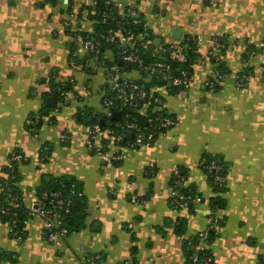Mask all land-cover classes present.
Instances as JSON below:
<instances>
[{"label":"crops","instance_id":"crops-1","mask_svg":"<svg viewBox=\"0 0 264 264\" xmlns=\"http://www.w3.org/2000/svg\"><path fill=\"white\" fill-rule=\"evenodd\" d=\"M113 1L136 8L152 29L150 54L161 56L186 37L196 44L189 88L155 85L140 109L146 115L156 96L154 110L165 109L175 124L151 145L101 141L108 153L127 154L117 163L103 162L86 145L90 126L83 114L106 113V70L70 63L72 32L93 31L87 6L95 0H0V193L8 159L20 152L15 188L26 206L40 197L45 180L60 178L80 186L83 203L61 243L45 238L41 217L25 220L22 240L0 217V264H86L95 255L104 264H188L186 242L206 228L209 215L215 232L205 248L215 264H264V48L255 50L264 41V0ZM102 56L113 60V49ZM132 69L126 78L151 81ZM58 84H70L67 102L56 94ZM53 95L57 105L49 107L46 99ZM35 116L37 134L28 122ZM64 133L69 140L62 141ZM205 154L225 163L223 191L201 166ZM176 168L201 203L176 207Z\"/></svg>","mask_w":264,"mask_h":264},{"label":"built area","instance_id":"built-area-1","mask_svg":"<svg viewBox=\"0 0 264 264\" xmlns=\"http://www.w3.org/2000/svg\"><path fill=\"white\" fill-rule=\"evenodd\" d=\"M109 6V2L105 3V7ZM123 8V13L127 9L130 16H136L138 11L134 7H125L120 3H115V8L119 10ZM118 12V11H117ZM107 13L104 17L107 18ZM64 25L67 29L71 28V21L66 20ZM143 30L139 32H133L131 29H121L117 35L111 34L106 37V42L115 45L116 53L120 60L125 64H135L136 69L144 71L146 75L153 77L159 76L162 81H168L173 87L176 88H189L192 76L188 74L187 70H182L180 74H175L170 64L163 62L162 60H156L154 63L146 64L142 53L137 51L135 47L137 44L145 47L147 42L153 35L152 29L146 22H143ZM74 50L71 57V66L87 71H94L101 65L102 59V41L95 36H84L80 32L73 31ZM170 58L172 60L186 61L187 56L183 51L182 44L180 42H174L170 46ZM264 48V41H261L255 48ZM166 50V49H165ZM253 50V52H255ZM103 67L106 70V76L108 81L109 91L112 95L105 94L103 103L106 109V116H112L116 110L123 111L125 107H135L139 105L144 99H149L148 91L144 89L140 82L130 80L126 78L125 73L122 71V67L118 64H105ZM262 71L264 73V65H262ZM125 76V77H124ZM219 78H222V74H217ZM207 85H211L212 82L208 81ZM68 92L63 91L61 94L64 96V101L67 102ZM62 102V103H63ZM152 103L157 104L158 98L152 97ZM120 107V108H119ZM151 125L155 124L153 119H149ZM32 125V130L35 134L38 132V125L40 124V117L35 116L28 120ZM175 124V120L170 116H165L162 120L156 123V129L159 133H165L166 129L172 127ZM123 131L115 132L113 129H102L100 124H94L89 128L88 136L86 139V145L89 150L97 153L100 159L105 163H114L116 161H122L127 157L125 150H120L117 153H108L104 146H101L100 142L105 139H111L116 144H122L125 139V133L133 132V137L128 140H132L127 144L128 147H139L142 145H151L156 137V131L149 128L146 133H142L138 125L134 122H126L122 125ZM69 140V135L64 133L62 135V141ZM127 140V139H126ZM22 155L18 153H12L8 159V165L12 167L13 162L20 161ZM201 166L211 177L212 181L219 187H223L227 183V175L224 173L222 164L217 160L209 161L204 157L201 161ZM174 182L172 185L173 201L178 208H187L190 204L193 206L203 201L202 196L197 193L195 195H186L184 192L179 191L177 188L182 186L185 177L181 173V169H174ZM71 192L74 194L75 188L72 187ZM139 200L137 195L132 196V201L137 202ZM9 204L14 209V219L10 224L11 232L15 234L18 240H22V235L15 231L17 223V210L22 207H26L29 217L38 216L44 221V235L48 241L61 243L70 234V229L65 221V217L71 212V198L64 195L62 190H53L44 192L34 203L30 206H26L23 201L18 199L17 196L9 197ZM11 207L7 206L0 199V212L7 214L11 210ZM13 211V210H12ZM215 226V219L213 215L208 216V225L197 236L199 242L196 245H191L194 249L193 254L190 257V264H215L212 255L205 258H200L199 251L204 249L210 241V235ZM98 255L96 258H100ZM86 264H104L102 261L96 263L95 260H87ZM127 264H134L132 259L127 261Z\"/></svg>","mask_w":264,"mask_h":264},{"label":"trees","instance_id":"trees-1","mask_svg":"<svg viewBox=\"0 0 264 264\" xmlns=\"http://www.w3.org/2000/svg\"><path fill=\"white\" fill-rule=\"evenodd\" d=\"M109 2V6L106 8L105 3ZM115 8V2L113 0H95L94 4L87 6V11L89 12V17L93 20V31L92 32H80L84 36L86 35H92L97 37L102 41V52H104L105 49L111 48L114 51V59L113 60H108V59H101V65L105 64H118L122 67V71L125 73L127 72L128 69L132 68H137L135 64H125L123 63L122 65L118 63L120 58L117 55L116 47L115 45L106 42V37L111 34L117 35L118 32L121 29H131L133 32H139L143 30V21L141 18L138 16H130L127 12V9L124 11L123 14H119L118 12L115 14L114 9ZM107 13V18L104 17V14ZM153 33V31H152ZM154 35L151 36V41L147 42L146 46L143 47L139 44L135 47V49L139 52L142 53V56L145 59L146 64H151L154 63L156 60H162L163 62L170 64L173 68V71L175 74H180L182 70H187L188 74L191 75L192 69H191V63L193 59L195 58L196 55V44L193 39L190 37H186L182 42V48L183 51L186 53L187 60L186 61H181V60H172L170 58L171 51L170 49L166 48L164 52L161 54V56H155L152 54H148L147 52L150 51L149 49L152 46L153 40H154ZM74 50V47H73ZM72 50V53H73ZM72 57V56H71ZM142 74H146L144 71L141 70ZM55 82V81H54ZM53 82V84H54ZM144 83V82H143ZM142 82H140V85L148 91V95L151 96V88L155 85H159L162 83H169L168 81H162L159 76H153L150 82H146L143 85ZM70 85V84H69ZM67 85L66 87H62L61 85L55 86L56 94L58 97L62 100H64V96L61 94L63 91H70V86ZM171 87H173L171 85ZM109 95H112L110 91H108ZM154 95L156 93L154 92ZM150 101L149 99H144L139 103V105L135 107H125L123 108L122 111V118L120 121L114 120L112 116H106L105 113L103 114H93V112H90L86 109V112L83 114L85 121L87 125L92 127L94 124H100L102 129H113L116 133L117 132H126L125 130L123 131L122 125L125 124L126 122H134L138 125L142 133H146V131L149 128H153L156 131V135L160 132L159 130L156 129V123H158L160 120H162L165 116H169L165 109H159V110H154L156 105L155 103L151 105V108L147 111V114L144 115L141 113V108L142 106ZM158 104V103H157ZM120 108V107H119ZM130 109V110H129ZM119 111V110H116ZM121 111V110H120ZM91 118V120H90ZM153 119L155 124L153 126L151 125L149 119ZM104 119V122L101 123V120ZM39 126V125H38ZM155 138V137H154ZM132 140H126L124 139L122 141V144H128ZM153 142V141H152ZM13 153H18L22 155V159L24 158L23 154L20 152H13ZM206 157L209 161L211 160H217L219 161L220 164H222L224 173L226 174V168H225V163L220 158L219 156H210L209 154H205L203 158ZM21 159V160H22ZM19 161L13 162L12 167H10L8 164L5 167V172L7 177L2 179L1 186H2V191L0 193V199L2 200L3 203H5L7 206L11 207L9 204V197L12 196H17L18 199L23 201L20 197V195L17 193V190L15 188V181H16V166ZM119 161H116L114 163H117ZM206 172V170H204ZM182 175L184 176V173L181 170ZM207 173V172H206ZM208 174V173H207ZM209 176V174H208ZM185 177V176H184ZM175 178V177H174ZM210 180L212 181L211 177H209ZM185 180L182 184V186H179L177 189L181 192H184L186 195H195L197 194L194 191H189L188 188L185 187ZM174 182V179H173ZM172 182V185H173ZM214 187L220 191H223L225 186L219 187L216 183L212 181ZM72 187L75 188V193L73 194L71 192ZM53 190H62L64 195L69 196L71 198V212L65 217V221L70 229V232L73 228V224L75 223V219H79L82 210H83V203L81 201V198L79 197L80 194V186L77 183H74L73 180L69 181L64 178L60 179H52L51 181H44L43 186L40 188V196L47 191H53ZM218 205H221V200H218ZM216 205V206H218ZM193 207L192 204L188 206V208ZM13 210V211H12ZM17 210V223L15 227V231L17 233H20L22 235V229L24 226L25 220L29 217L28 214L26 213L27 208L22 207L20 209H15ZM14 209L11 207V210L7 212V214H2L0 212V217L7 220L9 224H12V221L14 219ZM215 230L213 229L210 235V240L212 239V236L214 235ZM199 242V237L196 236L194 238H191L189 241L186 242V248H187V256H188V264H190V257L194 252V249L192 248V244L196 245ZM200 258H205L211 253L206 249H202L199 251ZM96 256L89 257V260H95L96 263H99L102 261V258H96ZM134 264H136L135 260L132 259Z\"/></svg>","mask_w":264,"mask_h":264},{"label":"water","instance_id":"water-1","mask_svg":"<svg viewBox=\"0 0 264 264\" xmlns=\"http://www.w3.org/2000/svg\"><path fill=\"white\" fill-rule=\"evenodd\" d=\"M117 9H115L114 10V13L116 14L117 13ZM174 37L176 38V39H179L180 37H181V31H180V29H175V31H174ZM159 41H160V39H159ZM148 54H150V51H148ZM118 63L119 64H123V61L122 60H119L118 61ZM125 77V76H124ZM138 82H141V80H139ZM167 85L168 86H170L171 87V83L169 82V83H167ZM162 103V102H161ZM46 104H47V106H49V107H55L56 105H57V96L56 95H53V96H49V97H47V99H46ZM130 110V109H129ZM112 118L114 119V120H117V121H120L121 120V118H122V111H114L113 112V114H112ZM91 120V119H90ZM104 122V119H102L101 120V123H103ZM90 128V127H89ZM133 137V132H127V133H125V139H131Z\"/></svg>","mask_w":264,"mask_h":264},{"label":"rangeland","instance_id":"rangeland-1","mask_svg":"<svg viewBox=\"0 0 264 264\" xmlns=\"http://www.w3.org/2000/svg\"><path fill=\"white\" fill-rule=\"evenodd\" d=\"M132 70H134V71H135V70H137V69L133 68Z\"/></svg>","mask_w":264,"mask_h":264}]
</instances>
